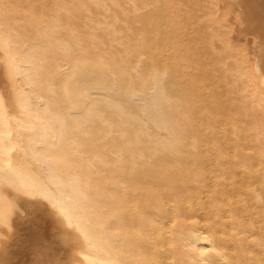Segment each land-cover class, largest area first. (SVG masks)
Instances as JSON below:
<instances>
[{"label": "bare ground", "instance_id": "bare-ground-1", "mask_svg": "<svg viewBox=\"0 0 264 264\" xmlns=\"http://www.w3.org/2000/svg\"><path fill=\"white\" fill-rule=\"evenodd\" d=\"M0 264H264V0H0Z\"/></svg>", "mask_w": 264, "mask_h": 264}, {"label": "rangeland", "instance_id": "rangeland-1", "mask_svg": "<svg viewBox=\"0 0 264 264\" xmlns=\"http://www.w3.org/2000/svg\"><path fill=\"white\" fill-rule=\"evenodd\" d=\"M214 99H215V98H214ZM216 99H218V98L216 97ZM212 100H213V98H212ZM214 101L216 102V100H213V102H214ZM217 101H218V100H217ZM210 102H211V100H210ZM213 102H211V103L208 102V108H211V106H213V107L215 106V105L212 104ZM215 102H214V103H215ZM210 104H211V105H210ZM213 111H214V110H213ZM216 111H217V110H216ZM215 113H216V112H215ZM204 115H206V114H204ZM214 115H217V113L214 114ZM213 117H214V116H213ZM215 117H216V116H215ZM218 117H219V115H218ZM218 117H217V118H218ZM219 118H220V117H219ZM215 119H216V118H215ZM217 120H218V119H217ZM217 120H216V121H217ZM217 123H218V121H217ZM218 125H221V124L219 123ZM221 126H222V125H221ZM221 126H219L218 128L220 129ZM222 127H223V126H222ZM221 130H222V128L220 129V133H217L218 135L220 134V135H219V138H223V137H220L221 134H223V131H221ZM218 131H219V130H218ZM222 136H223V135H222ZM203 155H204V156H202V158L200 159V161H202L201 164L203 163L202 165L205 166V167L202 166V167L204 168V169H203V172H202V174H201L202 177H201L200 175H199V176H200V180L202 181V183H204L205 186L203 185V188L198 189V191H202V189H203V191H202L203 194H202L201 192H198V191L196 190V188L191 187L192 184H193L192 182H191V183H190V182H187L188 184H185L184 186L190 184L191 186H190V185H189V186H186L187 188H190V189H189V190H191L190 192H192L193 194H194V193H195V194H200V196H201V197H197V195H196V197H195L196 200H195V199L193 200V196H195V195H192V196H191V200H193V202H192V203L189 202L191 205H190L189 203H188V205H190V206L192 207V204H193L194 207H192V210H191V207L187 205V206H188L187 208H189V209H188V210H189V213H191L190 215H191V216L194 215V214H192V212L199 214L200 216H198L197 214H196V216H193V217H196V219H197L198 217H199L198 219L201 218L199 221H200L202 224L197 220L198 224L200 223V225H203V224H204V225H208V215H205V214H208V202H207V201H208V195L211 194V193H210V190H212V189L210 188L209 183H210V180H212V179H210V177L206 178V176H209V175H208V164H207V163H208V155H207V156H206V154H203ZM206 157H207V158H206ZM202 159H203L204 161H203ZM205 159H206V161H205ZM205 169H206V170H205ZM203 174H204V175H203ZM199 176H198V178H199ZM203 176H204V177H203ZM208 179H210V180H209V183H207V184H208V185H207V184H205V182H208ZM177 184L180 185L179 183H177ZM210 184H211V183H210ZM178 185H177V186H178ZM184 186H182V188H181V185H180V188H181V189L179 188V186H178V188H179L180 190L183 189V191H184L185 189H187V188H185ZM193 186L196 187V184L194 183ZM208 186H209L210 189H208ZM183 187H184V188H183ZM205 187H206V189H205ZM193 190H195V192H194ZM164 191H165V190H164ZM164 191L162 190L163 193L167 194V192H166V191L164 192ZM245 191H246V193L248 192L246 189H245ZM197 192H198V193H197ZM239 192H240V191H239ZM192 193H190V194H192ZM242 193H245V192H242ZM163 196H164V198H165V197L168 196V194H167V196H165V195L163 194ZM198 196H199V195H198ZM203 196H204V197H203ZM206 197H207V199H206ZM240 197H241V196H239V199H240ZM242 197H245V196L242 195ZM237 198H238V197H237ZM197 199H200V200H197ZM202 199H203V200H202ZM201 201H202V202H201ZM204 201H205V202H204ZM195 202H197V203H195ZM201 203H203V205H202ZM199 204H200L201 206H199ZM195 205H196L197 207H196ZM206 205H207V207H206ZM184 207H185V208H184ZM184 207H183V209L186 210V206H184ZM199 207H200V208H199ZM198 208H199V210H198ZM204 208H205L206 210H205ZM193 209H196V210L194 211ZM184 210H183V211H184ZM197 210H198V211H197ZM184 212H185V211H184ZM198 212H199V213H198ZM202 212H203V213H202ZM185 213H187V215L189 214L187 210H186ZM201 220H202V221H201Z\"/></svg>", "mask_w": 264, "mask_h": 264}]
</instances>
